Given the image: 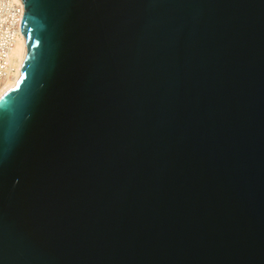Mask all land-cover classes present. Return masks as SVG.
Listing matches in <instances>:
<instances>
[{
    "label": "water",
    "instance_id": "1",
    "mask_svg": "<svg viewBox=\"0 0 264 264\" xmlns=\"http://www.w3.org/2000/svg\"><path fill=\"white\" fill-rule=\"evenodd\" d=\"M21 1L0 264H264V0Z\"/></svg>",
    "mask_w": 264,
    "mask_h": 264
},
{
    "label": "bare ground",
    "instance_id": "2",
    "mask_svg": "<svg viewBox=\"0 0 264 264\" xmlns=\"http://www.w3.org/2000/svg\"><path fill=\"white\" fill-rule=\"evenodd\" d=\"M10 2V23H19L21 15L16 14L17 7L22 8L21 0H9ZM22 14V13H21ZM27 53V40L19 29L10 30V75L0 85V96L4 95L8 90L14 88L20 78L21 69L24 64V58Z\"/></svg>",
    "mask_w": 264,
    "mask_h": 264
},
{
    "label": "built area",
    "instance_id": "3",
    "mask_svg": "<svg viewBox=\"0 0 264 264\" xmlns=\"http://www.w3.org/2000/svg\"><path fill=\"white\" fill-rule=\"evenodd\" d=\"M21 4L22 8L17 7L16 12L18 17L21 15L19 23H10V2L0 0V85L10 75V30L15 31L20 25L22 31L25 8Z\"/></svg>",
    "mask_w": 264,
    "mask_h": 264
},
{
    "label": "snow or ice",
    "instance_id": "4",
    "mask_svg": "<svg viewBox=\"0 0 264 264\" xmlns=\"http://www.w3.org/2000/svg\"><path fill=\"white\" fill-rule=\"evenodd\" d=\"M17 86H19V84ZM5 95H7V94H5ZM3 99H4V96H0V100H3Z\"/></svg>",
    "mask_w": 264,
    "mask_h": 264
}]
</instances>
